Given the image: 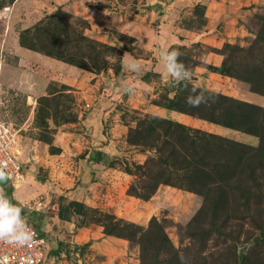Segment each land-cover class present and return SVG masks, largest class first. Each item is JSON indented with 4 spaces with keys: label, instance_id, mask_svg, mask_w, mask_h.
Instances as JSON below:
<instances>
[{
    "label": "rangeland",
    "instance_id": "obj_1",
    "mask_svg": "<svg viewBox=\"0 0 264 264\" xmlns=\"http://www.w3.org/2000/svg\"><path fill=\"white\" fill-rule=\"evenodd\" d=\"M162 47L206 105L186 103ZM0 121L25 176L4 194L45 238V264H264V0H0ZM85 172L129 201L85 202L106 241L54 237L42 218Z\"/></svg>",
    "mask_w": 264,
    "mask_h": 264
},
{
    "label": "clouds",
    "instance_id": "obj_2",
    "mask_svg": "<svg viewBox=\"0 0 264 264\" xmlns=\"http://www.w3.org/2000/svg\"><path fill=\"white\" fill-rule=\"evenodd\" d=\"M139 40V37H137ZM180 52L161 48L159 58L163 62L167 74L176 81L185 82V87L191 85V95L187 97L186 103L191 107H199L201 104L209 102V96L206 95L207 89L201 90L199 84L192 83L195 79L193 73L179 61ZM123 66L133 73L141 71V64L136 59H129ZM120 85L125 94L133 95L135 93V84L130 81H120ZM6 173L0 171V180H3ZM22 209L0 193V241L17 247L27 245L33 239V233L28 228L21 215ZM181 264H187L186 257L181 254Z\"/></svg>",
    "mask_w": 264,
    "mask_h": 264
},
{
    "label": "crops",
    "instance_id": "obj_3",
    "mask_svg": "<svg viewBox=\"0 0 264 264\" xmlns=\"http://www.w3.org/2000/svg\"><path fill=\"white\" fill-rule=\"evenodd\" d=\"M106 171H104L103 175H106ZM88 172L84 173V180H86L85 183L82 185H77L76 188L70 190V191H65V190H60V193H64V195L69 196L72 199L84 201L90 206L93 207H101L103 209H107L112 213H118L119 211L124 213L126 210H128V198L122 197L121 191L116 190V192L112 190H107L105 191V185L103 184V177L101 178H96L94 179L92 176H90ZM24 174L23 178L24 179ZM89 177V179H87ZM92 177V178H91ZM31 179L33 180V183L35 184V192L31 194L19 191L20 196L18 197L20 201L23 204H29V199L30 197L36 193L37 191V184H36V178L34 176H31ZM112 179L115 180V177ZM19 180V183L21 182ZM123 180V178L121 179ZM107 181V179H105ZM104 181V182H105ZM117 181V180H116ZM101 185L103 187L101 188ZM46 190H42L44 193L47 194V203L46 202H37V204L42 203L41 205H37V208H41L43 206H47L48 202L50 201V193L48 192V187L46 185L43 186ZM14 188L20 189V184L16 185ZM43 188V189H44ZM49 229H51V234L55 237L56 235H59L63 237L64 239H67L71 242L75 243H87L90 242L91 240H101V241H106L105 239V234L101 230V226L96 225L95 223H91L88 226H83L77 230L76 229V224L75 222L71 221H64L59 223V227L56 228L54 226H49ZM56 240V238H55ZM55 240L53 241V247H55ZM97 241V243H98ZM55 242V243H54Z\"/></svg>",
    "mask_w": 264,
    "mask_h": 264
},
{
    "label": "built area",
    "instance_id": "obj_4",
    "mask_svg": "<svg viewBox=\"0 0 264 264\" xmlns=\"http://www.w3.org/2000/svg\"><path fill=\"white\" fill-rule=\"evenodd\" d=\"M17 136V129L0 121V169L8 174L10 177L9 183H12L13 186L23 176L22 165L14 151ZM0 193L4 194V187H0ZM22 216L33 233V239L27 245L20 247L0 241V264H45L47 256L46 240L36 225L31 223L24 215Z\"/></svg>",
    "mask_w": 264,
    "mask_h": 264
},
{
    "label": "trees",
    "instance_id": "obj_5",
    "mask_svg": "<svg viewBox=\"0 0 264 264\" xmlns=\"http://www.w3.org/2000/svg\"><path fill=\"white\" fill-rule=\"evenodd\" d=\"M58 197L60 202L52 201L50 206L54 214H52L49 219H47L46 216H45L46 218L42 217L47 225L58 228L60 222L73 221L76 224L75 230H77L83 226H88L89 224L92 223L91 220H89V218L92 215V213H94V211L98 212V210H96L93 207H90L85 202L80 200L71 199L66 202V197L62 195ZM261 238H264V229L261 231Z\"/></svg>",
    "mask_w": 264,
    "mask_h": 264
},
{
    "label": "water",
    "instance_id": "obj_6",
    "mask_svg": "<svg viewBox=\"0 0 264 264\" xmlns=\"http://www.w3.org/2000/svg\"><path fill=\"white\" fill-rule=\"evenodd\" d=\"M196 79H199L198 76H195ZM0 171H3L0 169ZM4 172V171H3ZM6 173V172H5ZM10 182V177L8 176V174L6 173V176L3 180H0V187H5L7 184H9Z\"/></svg>",
    "mask_w": 264,
    "mask_h": 264
},
{
    "label": "bare ground",
    "instance_id": "obj_7",
    "mask_svg": "<svg viewBox=\"0 0 264 264\" xmlns=\"http://www.w3.org/2000/svg\"><path fill=\"white\" fill-rule=\"evenodd\" d=\"M22 178H23V176H21L20 179H22ZM20 179H18V181L15 183V186L18 185V184H20V183H19V180H20Z\"/></svg>",
    "mask_w": 264,
    "mask_h": 264
}]
</instances>
